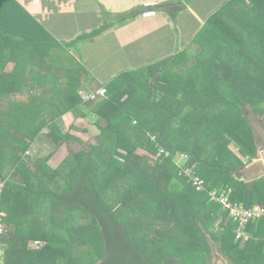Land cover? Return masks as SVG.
<instances>
[{
	"label": "trees",
	"instance_id": "obj_1",
	"mask_svg": "<svg viewBox=\"0 0 264 264\" xmlns=\"http://www.w3.org/2000/svg\"><path fill=\"white\" fill-rule=\"evenodd\" d=\"M235 1L237 7L228 6L236 18L233 26L226 20L208 21L191 41L205 50L202 63L175 69L178 55H173L134 68L135 79H128L125 70L100 86L105 93L93 99L81 96L78 83L54 80V72L39 70L29 58L32 52L8 55V40L0 39V219L5 225L0 242L5 264H186L185 251L194 246L209 261L211 243L232 264H264V223L250 224V238L240 244L234 225L220 220L226 213L207 195L211 188L232 186V199L246 206L264 203V178H237L241 159L209 137L216 133L223 138L226 132L227 141L233 139L246 157H254L246 108L242 114L219 112L217 132L215 111L234 101L264 118V10L255 0ZM38 27L31 22L30 32L37 34ZM29 38L24 41L38 44ZM236 55L243 66L234 64L231 74L247 80V86H231L216 74L220 64L231 65ZM12 57L21 59L3 71ZM26 63L28 70L21 67ZM29 81L33 100H5ZM180 92L194 99L188 102L191 109H200L199 121L208 115L205 126L179 131L184 106L172 100ZM15 108L21 109L19 115L37 114L29 121L16 119ZM66 113L72 122L95 119L97 141L82 150L70 148L53 168L47 164L52 153L34 158L38 148L31 150V145L42 141L45 129L51 144L81 141L65 126ZM195 133L202 136L191 138ZM159 147L170 155H158ZM178 152L188 155L186 165L205 180L207 190L196 191L181 173L172 159ZM222 155L226 163H219ZM32 240L44 245L31 247Z\"/></svg>",
	"mask_w": 264,
	"mask_h": 264
},
{
	"label": "crops",
	"instance_id": "obj_2",
	"mask_svg": "<svg viewBox=\"0 0 264 264\" xmlns=\"http://www.w3.org/2000/svg\"><path fill=\"white\" fill-rule=\"evenodd\" d=\"M255 1L264 10V0ZM237 4L235 0H0V39L8 40L6 46L10 56L19 57L27 50H35L37 58L43 55L39 59V70L54 72V80L74 83L78 79L76 83L92 89L105 86L125 70L130 72L128 79H135L134 68L145 67L168 56L178 55L175 60L178 58L179 63L174 64L175 69L184 70L198 61L202 63L200 56L205 50L191 46V41L204 30V23L208 21L220 24L226 20L233 26L236 18L228 6L237 7ZM30 16L43 31L38 27L37 34L30 32L33 22ZM99 28L101 33L89 35ZM29 37L36 39L35 44H38L24 41ZM95 40H100V47ZM55 43L60 46H52ZM77 48L81 50V58H76ZM101 48L105 49L103 54L107 57H117L123 62L119 65L108 58L105 74L99 75L90 64L96 61L93 57ZM19 59H8L3 71H11ZM78 61L84 63L81 70L74 68ZM27 66L28 63L21 67L28 70ZM238 83L248 85L247 80L245 83L240 80L226 82L231 86ZM32 84V81L23 83ZM185 95L180 92L172 101L188 102ZM67 118L68 124L65 122ZM71 120V113L63 116L66 127L72 129L68 125L79 123L82 127L78 125V128H86L87 134H94L92 124L95 119L88 124ZM34 241L30 243L31 247H35Z\"/></svg>",
	"mask_w": 264,
	"mask_h": 264
},
{
	"label": "rangeland",
	"instance_id": "obj_3",
	"mask_svg": "<svg viewBox=\"0 0 264 264\" xmlns=\"http://www.w3.org/2000/svg\"><path fill=\"white\" fill-rule=\"evenodd\" d=\"M244 33H246V31ZM95 42H97L98 46L100 47V45H101L100 40H95ZM261 42H262V40H261ZM263 46H264V43H263ZM197 48L199 50L201 49L199 47H197ZM104 50L105 49H103V48L97 49L99 54L93 57V58H96L95 59L96 61L94 63L90 64L97 70L96 72L99 75L105 74V68L107 67V59L108 58H110V61H112V63H117L119 65L123 62L122 60H120L117 57H107L106 55L103 54ZM83 51H85V49ZM27 52H28V54L30 53L29 50H27ZM33 52H32V54H29V58L34 63V66H36L38 68L41 65V63L39 62V59L43 58V55H40L37 58L36 53L34 52V54H33ZM81 57H82L81 50L79 48H77L76 58H81ZM99 58L102 61H99L98 60ZM238 58H239L238 55H236L235 57H232L230 60L231 65H229L228 62L226 65L220 64L216 70L217 76H219L222 80L228 81L229 83H230V81H233V80L236 81V79L234 78L235 75L231 74V70L233 69L234 64L238 63V66H243V64L241 62L243 60H240V62H239ZM197 59H199V58L196 57V60ZM176 62L179 63L178 58L176 59ZM191 63H193V62H191ZM199 63H200V61H198V64ZM70 64L72 65L71 61H70ZM82 66H84V63L82 61H78V64L74 68L81 70ZM37 72H39V71H37ZM83 72H85V71H82V73ZM78 73H80V72H78ZM37 76L39 77V75H37ZM41 78H44V77H41ZM240 81H241V79H240ZM76 82H78V79H75L74 83H76ZM239 86H241V83ZM23 87H22L21 91H14V92L7 94V96L4 97L5 100L6 101L8 100V102H10V101L14 102L16 100H19V101H28L29 99L33 100L34 97H33L32 93L31 94L29 93L28 86L26 85ZM79 87H80L79 93L81 94L82 97L85 98V93H87V91L90 89L89 86L83 87V85H79ZM96 88L97 87L94 86V88H92V89H96ZM187 89L188 90L192 89L190 83L188 84ZM185 98L189 101L194 100V99H192V97L189 94H186ZM182 104H183L184 108H183V111L180 110V112L182 114H179V115L182 116L183 123H181V125L179 126L180 132L184 131L185 133H189V131L191 129L192 130L193 129L198 130V129H200V127H203L206 125V123L208 121V120H206V118L208 117V115L206 116V114H205V117L202 116V118L199 121V119L197 117H200L198 115L199 114L198 111L200 109L197 108L198 111H196L195 109H191L193 104H191L189 102H183ZM261 104H263V106H264V99H263ZM244 108H246V112L245 113L243 112V114H245L246 118L249 120L250 127L252 129L253 134H254V145H255L254 157H251V158L246 157L247 155L244 154L243 148L241 149L240 146L238 147L237 143L233 139H230L229 141H227L229 139L230 135L226 132L224 133L225 136L223 138L219 135H215L216 133L209 135L210 142L212 143L216 139H218L219 144H221V145L223 144V147L225 149H227L228 151H231L232 153L235 154L236 157L241 159L244 166L241 169L242 175H239L240 179H244L245 181H251L254 178H259V177H262V179H263L264 178V163H263V161H264V118L262 116H259L254 110H252L249 106H247V104L244 105V107H243L241 104L232 101V103L224 106L220 111H218V105H217V108H216L217 110L215 111V113H217L218 115H215V116H217L215 118V121H216L215 132H217L216 131L217 125H220L219 120H216L220 117L219 112L222 113V112L226 111V113H228L229 115L232 114V112H234L235 114H237V112L242 114L240 111H242ZM19 110H21V109L19 108L18 110H16V108H15L14 113L16 115V119H17V117H20L21 119H27L29 121L32 118V116H35V114H37L36 111L33 110V112L29 113V115H25V116L19 115V112H18ZM184 112H186V113H184ZM26 122L27 121H23V123H26ZM65 122L68 124L69 119L68 118L65 119ZM78 125H80L82 127V124L76 123V125H74V128H72L71 130L77 134L78 139L80 137V138H82V140L81 141H71L72 143H70V146L65 144V142H59V143H54V144L49 143V141H47L48 137L46 138V136H45L47 129L43 130L44 135H43V138L41 139L42 141H40V142L38 141L37 143L34 142L31 145V146H33L31 148V150H33L35 147L38 148L37 155L34 158L39 157V156L40 157L48 156L51 152L52 154L49 155L48 160H47V164H49L51 167L54 168V167L58 166L62 160H64V158L67 156L70 148H71V150L78 151V150H82L83 148L91 147L97 141V136L94 134H86V133L82 134V132H81L82 129L78 128L79 127ZM68 126H70V125H68ZM198 133H195V136H190L189 134L187 136H190L191 138L202 136L201 134H198ZM48 140H50V139L48 138ZM50 149H52V151H50ZM206 155H209V152H206ZM224 157L225 156H223V155L217 156L219 163H223V162L226 163ZM211 159H212V156H211ZM228 187L231 190L233 189L232 186H228ZM220 220L225 222L226 216L221 217ZM237 240L239 241L240 244H242L244 242L242 239H237ZM43 245H44V242L40 241L39 246L42 247ZM196 247H198V246H194L193 249L185 251V255L187 256V263L186 264H232V263H230V261L227 258H224L219 253V251L216 249V247L213 243H211V250H212L211 254H212V256H211L209 261H207V257L202 254V250L200 253L199 251L196 250L197 249Z\"/></svg>",
	"mask_w": 264,
	"mask_h": 264
},
{
	"label": "built area",
	"instance_id": "obj_4",
	"mask_svg": "<svg viewBox=\"0 0 264 264\" xmlns=\"http://www.w3.org/2000/svg\"><path fill=\"white\" fill-rule=\"evenodd\" d=\"M104 93V87H100L96 90L89 89L87 93H85V99H93L98 95H103ZM158 155L168 156L170 153L163 147H159ZM187 158L188 155L184 152H178L172 157L175 165L180 168L181 173L190 179L191 185L196 191L207 190L205 180L201 176L195 174L193 167L186 165ZM3 185L4 182L0 180V190ZM231 194L232 190L229 187L227 189L211 188L207 191L209 199L216 202L220 206V208L226 213L227 220L234 225L233 231L235 233V239H242L243 241H246L250 238L247 227L253 222L264 223V203H256L251 206H246L242 201L232 199ZM4 226V222L0 219V235L4 231ZM39 245L40 241L35 240V248H38ZM2 246L3 244L0 242V264H5L2 256Z\"/></svg>",
	"mask_w": 264,
	"mask_h": 264
},
{
	"label": "water",
	"instance_id": "obj_5",
	"mask_svg": "<svg viewBox=\"0 0 264 264\" xmlns=\"http://www.w3.org/2000/svg\"><path fill=\"white\" fill-rule=\"evenodd\" d=\"M237 178H239L240 179V177L238 176Z\"/></svg>",
	"mask_w": 264,
	"mask_h": 264
},
{
	"label": "flooded vegetation",
	"instance_id": "obj_6",
	"mask_svg": "<svg viewBox=\"0 0 264 264\" xmlns=\"http://www.w3.org/2000/svg\"><path fill=\"white\" fill-rule=\"evenodd\" d=\"M225 258V257H224Z\"/></svg>",
	"mask_w": 264,
	"mask_h": 264
}]
</instances>
